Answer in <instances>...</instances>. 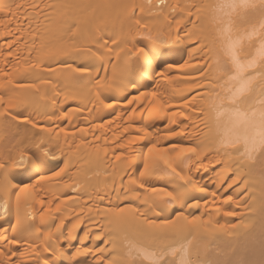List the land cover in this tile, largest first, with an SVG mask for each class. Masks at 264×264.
Returning a JSON list of instances; mask_svg holds the SVG:
<instances>
[{"label": "bare ground", "instance_id": "1", "mask_svg": "<svg viewBox=\"0 0 264 264\" xmlns=\"http://www.w3.org/2000/svg\"><path fill=\"white\" fill-rule=\"evenodd\" d=\"M9 2L19 4L21 7L13 8L15 15L0 13V19L3 21L0 23V85H2L0 94L12 88V85L7 83L9 80L13 84H35L38 91L27 88L13 89L18 99L32 96H36L37 99L34 103L12 111L29 115L38 125L50 127L51 133L41 132L40 128L33 129L30 125L11 121L7 117L0 118V160L9 163L12 159L18 158L17 149L20 145L40 135L51 141L54 150H57V145L63 150L62 154L57 150L59 159L49 161L48 168L30 170L25 167L11 170V175L24 185H36L37 171L39 175L52 176V179L36 185L35 190L39 198L45 201L44 209H47L48 201H51L53 209L56 205L60 206V212L50 213L51 216L62 217L65 221L64 227L56 235L61 233L67 235L74 225L80 224L78 232H88L90 237L84 239L85 244L110 248L111 244L107 238L110 235L116 237L118 233L105 230L112 227L106 223L105 209L123 208L128 214L137 216L140 221L165 219V216L154 215L150 205L151 193L130 183V179L137 178L138 173L124 164L125 156L121 154L127 153L136 157L138 163L135 167L139 168L142 166L139 163L140 154H146V146L156 143L157 137L158 145L162 147L170 148L172 144L197 146L199 141L204 139L207 129L196 119L197 113L187 108L184 111L189 119L177 117V123L171 125V128L167 126V119L148 120L146 113L143 116L138 112L129 113L128 108L132 106L125 107L119 102L124 100L127 93L121 95L119 91L106 97L117 103H114L112 108H104L95 95L97 90L95 80L99 73L100 76L107 75L110 78L109 83H118L119 65L134 44H149L158 53H163L162 57L158 55L153 62V70L159 65V70L164 71L171 65L169 76L191 74L197 80L202 79L199 73L205 53L198 47V28L189 22L195 21V15L188 16L179 10L173 12L170 7L163 9L149 7L147 0H9ZM201 2L203 0H165L166 5ZM132 4L138 6L134 13L135 19L141 24H147V29L137 24L131 16H125L124 9L107 7ZM157 4L158 0H152L153 6ZM63 5L73 7L65 8ZM140 5L144 6L142 13L139 10ZM101 17H107L109 22L98 27ZM58 25L62 27L58 28ZM73 25H76L75 29L72 28ZM149 34L154 40L163 43L150 44L147 39ZM105 40L108 41L107 44L104 43ZM112 40H116L117 43L113 44ZM248 43L247 39H243L242 43L237 45V51L251 52L255 55L259 51L257 38L252 40L256 45L254 50L248 48ZM121 48L124 51H120ZM186 62L192 67L181 71L179 66ZM114 64L117 66L115 75L112 67ZM82 67L89 68L90 72L81 74L73 71ZM104 68H107V73L103 71ZM5 72L7 75H4ZM133 79L136 81V87L129 88L128 92L137 94L156 92L161 98L170 99L173 103L190 96L192 93L188 89L196 82L179 78L164 79L156 75L155 71L152 75L137 71ZM150 98L149 96L147 99ZM143 103L146 105V101ZM48 116L52 119H48ZM220 118L229 127V120L234 119L227 111L223 112ZM137 127L146 128L151 139L146 138L132 145V148L137 149L132 153H129L127 148L118 147L122 142L127 143L126 138L131 135H144L143 131L137 133ZM172 128L177 131L184 128V135L168 138L166 134ZM117 155H120V160L116 159ZM191 160L192 163L183 170V174L207 189L208 200L214 198L211 193H216L215 199L219 206L221 199L229 194L234 199L241 197L243 189H237L239 181L227 192L223 190L227 183L232 182L235 175L234 165L232 171H225L231 162L214 151H208L200 157L192 156ZM200 160H204L206 170L204 168L197 170ZM65 163L68 167L63 174L54 176L53 173L64 168ZM244 178L241 176L240 179ZM148 183L151 186L177 189L183 181L174 178L151 180ZM254 187L256 191L249 194L256 198L252 201L251 213L244 207H233L232 210L243 212L245 215L223 217L222 214L219 216L213 214L212 223L216 221L239 223L243 219L250 220L252 226L246 232L243 229L234 230L244 232L239 237L207 238L203 243L208 249L209 259L234 260L245 253L250 258H259L261 239L264 237V210L260 203L262 199L260 185L256 184ZM12 192L18 193L19 187L12 189ZM195 195L201 200L204 199L201 193L197 192ZM239 202L243 205L245 201L239 199ZM24 204L22 197L20 218L24 223L42 228L48 224L59 223V220H49L47 224L41 225L40 214L43 209L40 204L34 201L31 202V207H25ZM10 206V215L0 220V225L3 226L0 233L8 230L9 235H11L9 225L15 223L16 219L15 195L10 197ZM179 214L200 215L203 219H208L203 203L199 209L175 204L168 210L166 216L174 218ZM97 234L101 235L100 240L95 239ZM65 243L66 241L61 239L60 244ZM116 243L120 245L122 242L116 240ZM0 250L6 253L11 251V259L17 264H43V259L49 256L35 236H28L23 244L5 247V240L0 235ZM107 255L109 253L96 252L94 257L90 255L78 259H87L89 264H94L98 259L103 264V258Z\"/></svg>", "mask_w": 264, "mask_h": 264}, {"label": "snow or ice", "instance_id": "2", "mask_svg": "<svg viewBox=\"0 0 264 264\" xmlns=\"http://www.w3.org/2000/svg\"><path fill=\"white\" fill-rule=\"evenodd\" d=\"M149 7L163 9L170 7L171 11L177 10L185 12L188 16L195 15L193 23L198 28L197 36L198 47L205 53L199 75L202 79L197 80L194 75L185 74L182 76H169L171 65L167 70L160 71L159 65L153 70V62L158 55L157 50L149 44H134L125 54L119 65L118 83H109L107 75L100 76L97 73L95 84L97 86L96 98L104 108H112L115 100H108L107 95H113L117 91L125 95L123 101H119L128 108L129 113H139L143 116L147 114L148 120L167 119V126L177 123V117L189 119L184 109L195 111L196 119L200 120L207 129L204 139L199 141L197 146H183L172 144L171 147H162L157 142L147 147V152L140 154L139 163L142 165L137 168L138 160L136 157L122 153L125 156L124 164L132 167V171L138 173L137 178H131L130 183L138 188H143L151 193L150 205L155 216H165L163 220L140 221L135 215L128 214L125 209H105L106 223L112 227L106 231L116 232L118 235L107 238L110 248H100L84 243V239H90L88 232L79 233L80 224L72 227L71 231L65 235H56L64 227L65 221L62 217L51 216L53 211L60 212V206L56 205L53 209L51 201H48L47 209H44L45 201L39 198L35 190L36 185L52 179V176L44 174L38 175L36 185H24L22 181L16 180L11 175L12 169H23L28 167L30 170H40L49 167V161L59 159L57 150L62 154L63 150L57 145V150L51 147V141L46 140L45 136H34L27 143H22L17 149L18 158L12 159L9 163L0 160V220H4L10 215V197L15 195L16 219L15 223L10 224L8 230H4L0 235L5 240V247L10 245H20L26 242L28 236H35L43 250L49 256L43 259V264H89L87 259H78L95 256L96 252L109 253L103 258V264H264V237L261 239V250L258 259L250 258L246 253L239 255L236 259H209L208 249L204 247L207 238L218 237H239L244 232L234 231L236 229H249L252 224L250 220L225 221L212 223L213 214L223 217L244 216L245 213L232 210L233 207H244L248 213L253 211L252 201L256 198L250 193L256 191V184L260 185L261 208L264 210V0H203L201 3L166 5L165 0H158V4L153 6L152 0H147ZM20 8L19 4H13L9 0H0V13L12 14L13 8ZM55 7V6H52ZM69 8L72 5H63ZM107 7H120L124 9L125 16H131L137 24L147 29V24H141L135 19V11L138 7L132 5H108ZM142 13L144 6L140 5ZM194 10V11H193ZM27 20V17H25ZM0 19V23H2ZM109 22L107 17H101L99 25H106ZM198 22V23H197ZM30 23V22H29ZM179 23V21H177ZM62 25H58V28ZM73 29L76 25L72 26ZM143 35V33H139ZM191 36V33H189ZM235 38V42H234ZM253 38H257L259 51L252 55L251 52L241 53L237 51V45L243 39L249 41L248 48L254 50L256 45L252 43ZM150 44L163 43L154 40L149 34L147 36ZM113 44L116 40L111 41ZM108 43L107 40L104 41ZM11 47V45H10ZM112 51V49H108ZM120 51H124L123 48ZM12 55V53H9ZM119 53L117 59H119ZM33 67L35 65H32ZM113 74H116L117 66H113ZM183 71L192 67L190 63L179 66ZM51 71L52 69H47ZM73 71L85 74L89 73L87 67L75 68ZM103 71L107 73V68ZM137 71H142L161 78L172 80L182 79L196 81L188 91L192 94L183 100L173 103L170 99H163L156 92H128L129 88L136 87L133 77ZM4 75H7L5 72ZM47 83V81H44ZM7 83L12 85L11 89H6L0 94V118H9L23 125H30L31 128H40L41 132L51 133L50 127H43L37 124L36 120L29 115H21L13 112L12 109H19L27 104L34 103L36 96L18 99L13 89H37L35 84L15 83L11 80ZM2 87V85H0ZM195 89V91H193ZM38 91V89H37ZM150 99H147L148 97ZM199 98V99H197ZM146 101V105L143 103ZM171 110V111H170ZM227 111L230 119L226 126L221 120V114ZM52 119L51 116L47 117ZM132 116H129L131 119ZM187 127V125H185ZM63 130V129H62ZM83 131V129H81ZM127 131V128L125 129ZM137 133L143 131L144 135L134 134L126 138L127 143H120L118 147L127 148L129 153L136 152L137 149L132 145L144 139H151L146 128L137 127ZM67 135V133H65ZM168 138L183 136L184 128L179 131L172 128L167 134ZM211 146V147H210ZM208 151H214L217 155L231 162L225 171H232L234 165L235 175L231 183H227L224 191L233 187L237 181V189H243L239 199H244L241 205L239 199H234L231 194L221 199L218 206L215 199L216 193H211L212 200L207 199V189L199 186L183 174V170L192 163L191 157H200ZM187 157V159H186ZM120 155L116 156L120 160ZM223 164V161H221ZM68 165L53 173L54 176L63 174ZM204 168V160L199 161L197 170ZM241 176L245 178L241 180ZM179 178L183 184L177 189H169L164 186H151V180H170ZM19 187L18 193H13L12 189ZM76 191L77 189H73ZM201 193L204 199L201 200L195 193ZM31 193V195H29ZM22 197L24 206L31 207L34 201L40 204L43 211L40 214V224H47L49 220H59L58 224H48L47 227H38L35 224L24 223L20 218V208ZM70 199L72 197H69ZM204 205V211L208 219H203L200 215L179 214L174 218L167 217L166 213L175 204L181 207L199 209ZM227 206V207H224ZM143 215V213H141ZM211 224V227L209 225ZM3 226L0 225V228ZM61 239L66 241L60 244ZM96 240L101 239L97 234ZM116 240L122 243L118 245ZM12 252L0 250V264H17L11 259ZM219 255V253H217ZM57 257L58 259H53ZM94 264H101L100 260H95Z\"/></svg>", "mask_w": 264, "mask_h": 264}]
</instances>
